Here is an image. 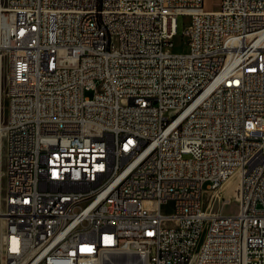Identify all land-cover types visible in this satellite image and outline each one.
Masks as SVG:
<instances>
[{
    "label": "built area",
    "instance_id": "1",
    "mask_svg": "<svg viewBox=\"0 0 264 264\" xmlns=\"http://www.w3.org/2000/svg\"><path fill=\"white\" fill-rule=\"evenodd\" d=\"M128 246L264 264V0H0V264Z\"/></svg>",
    "mask_w": 264,
    "mask_h": 264
},
{
    "label": "rangeland",
    "instance_id": "2",
    "mask_svg": "<svg viewBox=\"0 0 264 264\" xmlns=\"http://www.w3.org/2000/svg\"><path fill=\"white\" fill-rule=\"evenodd\" d=\"M219 0H207V3L209 5L210 8H215L217 7V3ZM189 18L187 16H181L179 18V34L175 37L174 39V47H173V51L174 52H182L183 50H185L184 46H183V30L185 27V24L188 22ZM87 95L88 96H93L94 95V91H87ZM6 107H7V100L3 99V113H5L6 111ZM236 183L233 182V180L229 181L228 183H225L221 189L220 192L227 197H232L231 202L224 204L221 201H213V207L214 210H218L219 212L228 215V214H234L238 211L239 209V201L237 199H235V187ZM208 196V193H205L204 195V201L205 198ZM171 202L167 203L166 205H164L163 209L165 210V212L170 213V206H171Z\"/></svg>",
    "mask_w": 264,
    "mask_h": 264
},
{
    "label": "bare ground",
    "instance_id": "3",
    "mask_svg": "<svg viewBox=\"0 0 264 264\" xmlns=\"http://www.w3.org/2000/svg\"><path fill=\"white\" fill-rule=\"evenodd\" d=\"M233 180L229 179L226 183ZM200 231L202 235H215L218 231V221L215 217H202L200 222ZM103 256H110V249H103ZM117 257L121 260H134V264H143V256H138V248L135 246H128V249L117 250ZM204 252H201V247H194L192 253V261H203ZM103 264H132L124 263L114 257L104 258Z\"/></svg>",
    "mask_w": 264,
    "mask_h": 264
}]
</instances>
